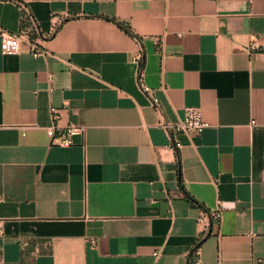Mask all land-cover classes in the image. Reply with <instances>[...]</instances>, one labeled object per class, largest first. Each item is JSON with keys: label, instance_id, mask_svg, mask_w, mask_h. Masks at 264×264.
I'll return each instance as SVG.
<instances>
[{"label": "crops", "instance_id": "obj_1", "mask_svg": "<svg viewBox=\"0 0 264 264\" xmlns=\"http://www.w3.org/2000/svg\"><path fill=\"white\" fill-rule=\"evenodd\" d=\"M0 28L49 52L0 53V264H189L200 239L263 264L264 0H0ZM186 106L208 126L172 141Z\"/></svg>", "mask_w": 264, "mask_h": 264}, {"label": "built area", "instance_id": "obj_2", "mask_svg": "<svg viewBox=\"0 0 264 264\" xmlns=\"http://www.w3.org/2000/svg\"><path fill=\"white\" fill-rule=\"evenodd\" d=\"M16 3L21 11L24 14L26 13L29 17L26 5L20 1H17ZM24 14H22V17ZM0 36V53L3 55H15L21 52L22 47L33 57L46 56L49 54L48 50H46V48H44L38 41L39 39H32L27 36V31L25 29H21L18 33H11L0 28ZM133 60L139 62L141 60L140 53L134 56ZM138 82L142 92L147 95L154 106H158V99L152 94L151 89L142 81V66H139L138 69ZM50 112L52 124L46 129V132L51 144L69 146L72 144L73 135L83 133L84 127L82 126L74 124H67L65 126L60 125V114L57 108L51 107ZM207 126L208 123L203 118L202 108L200 106H186L183 109L181 119L176 124L169 125L168 128L171 132L172 141H174V135L178 131L199 135ZM209 216L218 218L219 210L217 209L210 212L204 210L201 211L198 222L202 225L203 230H207V227L209 226ZM261 262L264 264V259L261 260ZM192 264H200L197 259V249L193 251Z\"/></svg>", "mask_w": 264, "mask_h": 264}, {"label": "trees", "instance_id": "obj_3", "mask_svg": "<svg viewBox=\"0 0 264 264\" xmlns=\"http://www.w3.org/2000/svg\"><path fill=\"white\" fill-rule=\"evenodd\" d=\"M104 18L107 19V20L115 21V20L112 19V18H108V17H104ZM115 22H116V24H117L120 28H122L125 32L131 34L127 26L123 25V24L120 23L119 21H115ZM131 36H134V35L131 34ZM141 66H142V65H141ZM175 152H176V155H177V168H178V171H179V173H180V161H179V155H178V151H177V149H175ZM179 181H180V184H181V177H180V175H179ZM188 198L191 200V203H192V204H194V205H198V206L201 207L204 211H206V210L202 207V205H200L199 203L195 202L192 198H190V197H188ZM201 240H202V239L198 240V241L195 243V245L193 246V248L191 249V253H190V256H189V264H192V262H191L192 260H191L190 258H191V256L193 255V251L196 250V249L199 247Z\"/></svg>", "mask_w": 264, "mask_h": 264}]
</instances>
